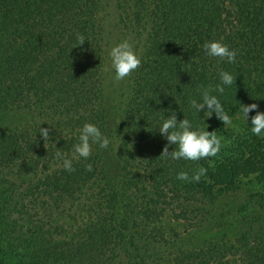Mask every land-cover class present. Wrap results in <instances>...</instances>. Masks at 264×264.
I'll list each match as a JSON object with an SVG mask.
<instances>
[{"label":"trees","instance_id":"1","mask_svg":"<svg viewBox=\"0 0 264 264\" xmlns=\"http://www.w3.org/2000/svg\"><path fill=\"white\" fill-rule=\"evenodd\" d=\"M124 40L141 65L116 82L108 51ZM210 41L235 62L208 57ZM220 70L236 78L211 92L230 118L253 103L264 113V0H0V113L17 118L0 129V264H264L255 185L231 190L236 177L205 158H159L176 148L159 133L173 112L222 133L215 113L189 103L221 84ZM85 123L110 143L73 159ZM171 209L197 232L175 231Z\"/></svg>","mask_w":264,"mask_h":264},{"label":"clouds","instance_id":"2","mask_svg":"<svg viewBox=\"0 0 264 264\" xmlns=\"http://www.w3.org/2000/svg\"><path fill=\"white\" fill-rule=\"evenodd\" d=\"M79 45L85 43V37L77 34ZM203 49L208 57L219 58L226 60L228 63H234L236 52L229 50L227 45L218 41H210L203 44ZM108 58L110 60V69L114 73L113 79L116 82L122 81L137 70L141 65V58L134 50V46L128 40L113 46L108 51ZM219 77L221 84L217 85L214 89L209 86L200 89L202 102L197 100H190V106L197 112L207 108L205 117L210 118L213 113L216 117L223 122L225 126L231 124V118L225 113L220 101L211 92L218 91L224 92V87L221 85L231 86L236 78L229 74L227 71L220 70ZM258 105L253 103L251 105H241V111L244 119L247 121L249 113L256 111V114L251 117V132L253 135L260 136L264 132V113L259 112ZM191 123L185 118L181 122H177L176 114L173 112L169 118L164 119L159 133L167 140L168 145H176L174 151L169 152V147L166 145L163 148L161 157L171 158L172 160H191L197 161L202 158H208L217 155L221 148V139L217 136L215 131L208 132L206 130H191ZM43 139H49V130L39 129ZM79 142L73 146V159L84 158L87 159L91 155L92 143L99 145L101 149H106L110 143L106 136H103L97 126L91 123H85L79 129ZM56 156L63 164L66 171L73 172L75 169L72 167V160L65 158V154L57 151ZM87 170L91 171V165L86 166ZM206 169L200 167L196 173L191 177L192 181L199 182L201 176L206 174ZM177 179L181 181H189L187 172H180Z\"/></svg>","mask_w":264,"mask_h":264},{"label":"rangeland","instance_id":"3","mask_svg":"<svg viewBox=\"0 0 264 264\" xmlns=\"http://www.w3.org/2000/svg\"><path fill=\"white\" fill-rule=\"evenodd\" d=\"M16 121L17 118L14 115L0 113V129ZM251 127V121L249 119L246 121L243 115L232 117L231 124L224 125L222 133L218 135L222 138L219 152L215 156L205 158V160H207L209 167L221 165L219 172L225 173L220 175L221 179L226 177V173H231V180L236 177L231 190L239 188L238 190L241 191L243 184L249 182L255 186L254 188L248 186V189H253L252 193L256 192V194H262L264 197V132L260 136L253 135ZM228 164L233 167V170L227 171L228 169L224 165ZM165 217L175 231L183 234V236L197 232V230L190 228L189 221H186L175 209L167 210ZM225 223L228 225L225 230L231 228V231H234V227L238 225L235 217L225 218Z\"/></svg>","mask_w":264,"mask_h":264}]
</instances>
